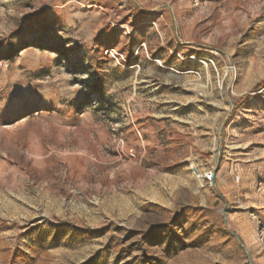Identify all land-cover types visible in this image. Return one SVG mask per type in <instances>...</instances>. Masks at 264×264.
<instances>
[{"label":"rangeland","instance_id":"1","mask_svg":"<svg viewBox=\"0 0 264 264\" xmlns=\"http://www.w3.org/2000/svg\"><path fill=\"white\" fill-rule=\"evenodd\" d=\"M0 264H264V0H0Z\"/></svg>","mask_w":264,"mask_h":264},{"label":"built area","instance_id":"2","mask_svg":"<svg viewBox=\"0 0 264 264\" xmlns=\"http://www.w3.org/2000/svg\"><path fill=\"white\" fill-rule=\"evenodd\" d=\"M204 179H205V181L208 182V183H212V182H214L215 177H214L213 172L211 171V172H209V173H206V174L204 175Z\"/></svg>","mask_w":264,"mask_h":264}]
</instances>
